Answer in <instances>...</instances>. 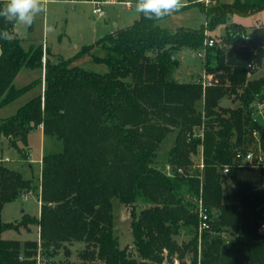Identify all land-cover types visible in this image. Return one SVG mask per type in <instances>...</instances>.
<instances>
[{
    "label": "trees",
    "instance_id": "trees-1",
    "mask_svg": "<svg viewBox=\"0 0 264 264\" xmlns=\"http://www.w3.org/2000/svg\"><path fill=\"white\" fill-rule=\"evenodd\" d=\"M200 9L207 28L169 31L157 26L161 20L140 14L130 27L106 35L101 53L91 54L107 68L104 74L87 71L72 58L54 61L41 44L26 49L16 23L0 17V31L13 35L11 41L0 39V108L29 89L15 86L21 70H43L46 58L43 94L0 119V138L22 160L21 146L27 148L30 134L40 127L63 146L43 156L39 185L0 164V264H39L38 256L40 264H72L53 259L60 251L70 258L68 245L74 243H85L81 264H264V181L258 187L239 178L245 165L236 159L251 150L256 135L264 141V126L254 116L255 104L264 103V75L250 79L264 66V28L248 34L233 24L221 40L210 34L233 15L264 10V0ZM211 39L214 45L208 46ZM184 48L203 51L216 84L204 89L175 81L176 53ZM84 55L78 52L77 58ZM226 96L238 106H221ZM172 134L161 164L160 148ZM199 148L196 168L192 158ZM225 168L235 188L233 202L224 199ZM38 188L39 217L3 221L6 204ZM115 201L130 208L133 243L123 248L115 234ZM201 209L209 228L199 234ZM29 225L39 227L40 241L22 244L2 237ZM191 228L194 236L179 242L177 237Z\"/></svg>",
    "mask_w": 264,
    "mask_h": 264
},
{
    "label": "rangeland",
    "instance_id": "rangeland-1",
    "mask_svg": "<svg viewBox=\"0 0 264 264\" xmlns=\"http://www.w3.org/2000/svg\"><path fill=\"white\" fill-rule=\"evenodd\" d=\"M100 6L104 11V16L99 17L94 14L97 7L94 3L86 0H47L45 11L37 16L35 23L30 27L25 24L16 23L15 32L23 40V45L28 49L32 44H41L49 46L47 48L54 61L59 58L75 59L74 63L79 67L99 74L107 72L104 65L95 63L92 60L91 54L98 55L101 53L100 48L103 38L117 29H126L130 27L140 17L135 11V4L128 8L126 5L117 3L116 0H104ZM235 0H210L206 4L202 0H197L189 3L188 0H183L184 6L173 14L166 16L165 19L157 23L158 27L175 31L179 28L198 29L201 27L207 28V19L201 11V7L210 8L216 4H232ZM131 3V2H130ZM200 7V8H199ZM109 18V19H108ZM233 24L242 25L248 34L259 28H264V10L249 16L233 15L226 25L217 27L210 34L216 39L221 40L226 34L227 28ZM86 45V46H85ZM44 47V46H43ZM85 51L88 55L77 58L78 52ZM45 52V49H44ZM199 52L202 50H191L184 48L176 57L180 61V65L175 71L174 79L180 83H199L207 77L211 78L216 84L217 77L214 74H209L205 67V56L200 57ZM46 53V52H45ZM46 55V54H44ZM77 58V59H76ZM42 69L21 70L20 77L17 79L15 86L17 89L24 88L30 85L29 89L20 95L16 100L6 105L0 111V117H8L14 115L19 108L25 105L31 98L42 93L41 79L42 72H45V64ZM264 75V66H259L256 73L250 76V79L260 78ZM217 78V79H216ZM238 102H233L231 97H224L220 105L224 107H236ZM203 100L197 105L198 112L203 110ZM254 116L264 126V106L255 104ZM255 142L250 146L256 156L262 155L260 165L255 163L252 167H242L238 173L239 178L256 182L260 187L264 181V141H260L259 135L255 136ZM174 134L169 135L162 144L158 162L163 163L166 159V154L172 146ZM29 146L22 147L25 154V160H22L16 151L6 139L0 141V164L9 169L20 172L25 179H32L35 184L39 185L41 176L42 158L46 154L61 151L63 146L61 142L55 138L44 139L39 133L33 132L29 139ZM201 149L197 155H194L192 160L197 168L201 161ZM249 152V151H248ZM225 201H235V188L232 186L228 174H223ZM144 204L139 203L138 210H141ZM41 212L40 188L30 194H22L18 200L5 207L3 212L4 222H20L24 215L30 217H39ZM21 209L24 210L21 213ZM114 221L115 234L119 237L121 248L130 246L133 243L131 233V216L130 208L117 201L114 202ZM193 231V232H192ZM182 234L177 237L179 242H187L194 236V230ZM199 234L201 232H198ZM5 240H19L22 244L29 240L40 241V229L37 225H29L28 228L22 227L18 232L9 230L3 233ZM71 251V257L67 258L63 251L53 260L56 262L70 261L72 264H81L83 260L80 254L85 249V243H74L68 245ZM187 258H190L187 257ZM40 263L43 258L38 256ZM168 264V263H166Z\"/></svg>",
    "mask_w": 264,
    "mask_h": 264
},
{
    "label": "clouds",
    "instance_id": "clouds-1",
    "mask_svg": "<svg viewBox=\"0 0 264 264\" xmlns=\"http://www.w3.org/2000/svg\"><path fill=\"white\" fill-rule=\"evenodd\" d=\"M47 0H5L0 7V17L6 22L32 26L37 16L46 9ZM184 6L183 0H136L135 11L149 20H162L178 12ZM0 39L11 41L8 30L0 31Z\"/></svg>",
    "mask_w": 264,
    "mask_h": 264
},
{
    "label": "built area",
    "instance_id": "built-area-1",
    "mask_svg": "<svg viewBox=\"0 0 264 264\" xmlns=\"http://www.w3.org/2000/svg\"><path fill=\"white\" fill-rule=\"evenodd\" d=\"M204 1L206 4L209 3L210 0H202ZM128 7H131L132 3L130 2H127L125 3ZM100 5V4H98ZM96 5L97 7L95 8V11H94V14L98 15L99 17H103L104 16V11L102 10V8L100 6ZM207 45L208 46H213L214 45V40L211 39V40H208L207 41ZM199 56L200 57H203L204 54L199 52ZM46 61V58L44 56L43 58V63H45ZM199 84L202 85V87L205 89L206 87H211L214 85V82L211 78H206L205 80L203 81H200ZM262 158L263 156L262 155H255L252 151H249V152H246V153H238L236 155V159L241 161L245 166L247 167H252L254 166L255 163H258L260 165L261 161H262ZM229 172V169L228 168H225L223 173L224 174H228ZM200 226H199V230L200 232L202 231H205L209 228V224H208V215L201 209L200 210ZM40 264V262H39Z\"/></svg>",
    "mask_w": 264,
    "mask_h": 264
},
{
    "label": "crops",
    "instance_id": "crops-1",
    "mask_svg": "<svg viewBox=\"0 0 264 264\" xmlns=\"http://www.w3.org/2000/svg\"><path fill=\"white\" fill-rule=\"evenodd\" d=\"M89 2V1H88ZM91 3H93V2H91ZM120 4H123V3H120ZM124 5H126V4H124ZM127 6V5H126ZM128 7V6H127ZM128 8H131V7H128ZM109 19V18H108ZM112 32H114V31H112ZM44 46V49H45V52H46V50H47V48H49V46L47 45V46H45V45H43ZM86 46V45H85ZM50 49V48H49ZM21 73V72H20ZM20 73L18 74V76L16 77V79H15V81H14V83H16V81H17V79L20 77ZM44 73L45 72H42V74H43V77H42V81L44 80ZM44 87H45V81H43V83H42V93L41 94H43V91H44ZM40 95V94H39ZM36 97V96H35ZM34 98V97H33ZM32 99V98H31ZM30 99V100H31ZM29 100V101H30ZM260 105H262V106H264V103L263 104H260ZM2 110V108H0V111ZM11 116H13V115H11ZM11 116H8V117H0V119H6V118H9V117H11ZM257 120H259V119H257ZM36 133H39L40 134V137H41V139L42 138H44V139H46V137L44 136V134H43V129H42V127H40L38 130H36L35 131ZM32 134V133H31ZM30 134V135H31ZM30 137V136H29ZM3 139H5V138H0V141H2ZM41 167H42V164H41ZM16 202V201H15ZM15 202H13V203H15ZM13 203H10V204H13ZM7 205H9V204H6L5 206H4V208H3V211H2V218H3V212H4V210H5V207L7 206ZM24 212V210L23 209H21V213H23ZM39 212H40V208H39ZM175 264H178V262L176 261L175 262Z\"/></svg>",
    "mask_w": 264,
    "mask_h": 264
},
{
    "label": "water",
    "instance_id": "water-1",
    "mask_svg": "<svg viewBox=\"0 0 264 264\" xmlns=\"http://www.w3.org/2000/svg\"><path fill=\"white\" fill-rule=\"evenodd\" d=\"M256 32V31H255Z\"/></svg>",
    "mask_w": 264,
    "mask_h": 264
}]
</instances>
